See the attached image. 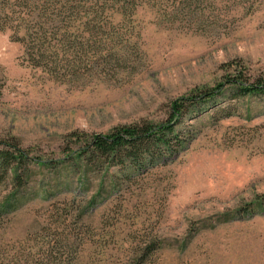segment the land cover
Here are the masks:
<instances>
[{"label":"rangeland","instance_id":"obj_1","mask_svg":"<svg viewBox=\"0 0 264 264\" xmlns=\"http://www.w3.org/2000/svg\"><path fill=\"white\" fill-rule=\"evenodd\" d=\"M97 26L37 67L0 31V139L47 161L22 167L20 188L0 184V254L49 245L77 264H264V205L217 217L264 196V96L190 109L176 127L184 144L148 169L60 163L72 133L165 121L193 90L264 72V0H141Z\"/></svg>","mask_w":264,"mask_h":264},{"label":"trees","instance_id":"obj_2","mask_svg":"<svg viewBox=\"0 0 264 264\" xmlns=\"http://www.w3.org/2000/svg\"><path fill=\"white\" fill-rule=\"evenodd\" d=\"M141 0H0V31L9 30L11 38L23 47L26 60L32 66L52 65L58 57V47L63 49L72 42L82 43L81 39H71L70 32H91L94 35L101 16L111 11L121 17L134 13ZM97 19V21H95ZM77 27V28H75ZM81 28V30H79ZM96 40L94 41V43ZM196 91V90H195ZM189 96L175 100L170 105L169 118L153 122L142 120L112 128L104 134L72 133L77 147L70 148L63 156L62 165L75 159L87 165H124L130 169H148L160 161L165 163L184 144V134L177 131L180 119L191 109L217 96L228 99L246 96H264V72L255 75L231 74L221 83L209 89H200ZM40 156H33L29 149L22 148L15 140L0 139V184L9 180L15 186H23L31 177V172H18L29 164L47 165ZM50 162V161H49ZM148 166V168H147ZM53 167V166H52ZM14 194L11 198L14 199ZM262 201L248 203L234 211L218 214V222H228L244 214H252L264 205ZM17 204L6 201L10 212L21 207L22 197ZM93 199L91 200L92 203ZM24 202V201H23ZM71 239L70 246L75 245ZM161 243L151 242L150 252L158 249ZM26 254L4 256L0 254V264H77L78 256L53 252L49 245L41 246ZM140 256L137 257V259Z\"/></svg>","mask_w":264,"mask_h":264}]
</instances>
